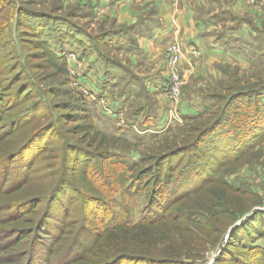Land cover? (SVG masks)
Instances as JSON below:
<instances>
[{"label":"rangeland","instance_id":"1","mask_svg":"<svg viewBox=\"0 0 264 264\" xmlns=\"http://www.w3.org/2000/svg\"><path fill=\"white\" fill-rule=\"evenodd\" d=\"M238 1L248 10L242 14L249 15L264 30L262 0ZM147 4H138L137 7L141 9ZM0 5L3 8L7 6L3 13L0 11V26L8 24L5 27L8 40L0 39V81L6 83L9 77L13 76L6 74L2 64L5 58L11 61V56L15 57L22 63L28 75V82L35 85L33 89L37 97L28 102V106H31L33 101L44 103L40 110L34 108L15 132L14 118L11 116L0 126V264H61L59 259L62 260L65 252V238L56 236L61 229L70 228L71 222L75 221L72 224L77 227L76 219L79 218L80 222L85 213L89 232L82 238V242L86 246L94 241L93 235L95 236L97 231L105 233L104 229L110 230L119 223L134 225L140 223L144 217L150 220L162 217L165 213L161 206L164 200L157 196V202L161 201L157 205H150L149 191L144 192L132 187L142 175L147 174V180L153 183L156 175L159 177L160 173L166 171L170 177L173 174L176 176V181L167 186L166 192H195L191 200L187 199L189 201L180 198L178 202H172L168 213L174 206H186L183 208L191 209L196 203L200 205L203 197L201 192L205 187L201 182L208 175L217 181H228L244 190V195L234 194L233 198L241 207H249L248 212L230 219L222 237L204 236L206 249L202 252V259L193 264L216 263L223 255V249L229 247V239L236 232L235 226L249 215L264 210V136L251 139L246 135L241 136L239 142H233L225 141L215 132L200 143H196V140L200 135L199 131L220 117V111L235 94L246 93L247 96L242 98L249 102L248 105L254 101L252 91L261 90L264 94V47L256 54L255 62L248 66L213 63L216 68L210 66L216 69V74L208 78L195 71V68H202L208 63L200 61L202 56L198 60L190 58V44L183 45L180 41H172L162 48L156 58L144 64H140L136 57L128 56L122 48L116 49L117 42H114L113 47L108 44L105 46L100 41L102 35L111 34V31L125 28L127 25L107 16L103 17V20L80 16L79 5L75 2L65 5L62 0H52L49 3L38 0H1ZM149 7L152 9V6ZM22 8L61 17L71 23L64 26L68 28L71 37L61 42L62 55L66 61L64 51L71 46L76 49L81 60L90 59L91 56L85 57V51L89 56L95 48V54L101 61L95 63L97 70H100L101 66L108 69L113 64L121 68L117 71L126 85L120 98L117 97V90L111 86V82H107L104 87H101L99 82L94 84L107 94L113 106V102L121 101L120 108L125 112L105 113L95 99L84 97L73 87L68 62L66 73H61L49 65L40 50L35 47V38L30 35L29 29L17 23V13ZM59 28L63 29V26ZM82 28L90 32L87 34L91 41L89 45L83 44L79 38L77 30ZM53 40H58L57 33ZM8 43L11 44V51H8ZM174 44L181 46L182 58L187 56V63L181 64L180 70L176 72L179 86L177 101L169 100L166 91L163 96L152 92L148 82H145V76L153 72L167 73V76L171 74L169 59ZM206 68L205 66V70ZM78 72L82 78L90 75L83 65ZM89 78L91 76L87 77L86 83L91 86L93 80ZM21 83L6 93L5 99L10 104H15L16 91ZM17 108L23 109L22 105H17ZM118 108L114 107V111ZM121 115L127 123L122 124ZM168 116H174V120L168 122ZM52 120L57 127H52ZM158 123L162 125L160 129L155 127ZM14 134L17 138L11 139ZM193 145L195 148L191 147ZM62 150L65 151L64 162ZM183 150L187 153L183 154ZM76 157H79V163L76 162ZM112 162L114 164H111ZM83 169L84 172H81ZM65 170L75 184L61 188L62 191L56 193L57 198L52 206L40 199L41 203L37 208L23 211V214L27 213L25 221L17 224L18 226L32 229L35 224L39 227L44 225L42 231L36 233L38 236L35 233L30 234L31 230H27V238L18 244L19 239L15 240L11 236L13 233L9 231L15 224L9 214L16 192L11 186L12 182L26 179L25 187H32L31 192H35V186L42 188L43 185L49 188L52 184L54 191H59L63 186L59 182V174ZM148 171L154 173H147ZM182 173L188 175L182 176ZM97 175L100 177L98 181L95 179ZM121 176L127 177L126 182L120 179ZM104 180V187L97 186V182ZM84 184L88 186L87 195L102 196L103 203H107L112 209L100 214L101 210H93L94 202L91 205L83 203L80 194L74 192H78L79 187ZM180 185L182 189L179 188ZM72 200H75V203L67 207L68 212L64 211L61 207L67 206ZM48 213L50 218H47ZM167 230L165 229L166 232ZM167 234L164 236L167 237ZM239 238L248 243L243 233ZM127 239L131 241L132 247L126 253L134 258H128L121 264H180L178 261L167 262L165 259L168 258L160 255H168L174 249L169 244L160 253L150 251L145 238L129 235ZM192 243L195 245V242ZM257 244L264 246V236L258 239ZM242 251L237 247L230 248V253L223 256L226 261L221 264H232L229 260L232 257L240 261V264H257L258 254L251 252L250 258L245 260ZM30 252L34 260H28ZM153 259L160 261L154 262Z\"/></svg>","mask_w":264,"mask_h":264},{"label":"trees","instance_id":"2","mask_svg":"<svg viewBox=\"0 0 264 264\" xmlns=\"http://www.w3.org/2000/svg\"><path fill=\"white\" fill-rule=\"evenodd\" d=\"M2 1L4 2L5 0ZM6 7V5L4 8L0 7L1 13L4 12V9L6 10ZM17 14V23L19 25H24L29 29L30 35L35 38V47L37 50H40V52L43 54V57L48 61L49 65L56 70H60L61 73H66L67 61L65 56L62 55L63 52L61 50V44L66 38L71 37L68 32V28L64 27L69 25V21L51 14H39L23 8L19 9ZM5 24V26L3 24L0 26V39L5 38L8 40L7 33H5V27L8 26V24ZM59 25L63 26V29H60ZM55 33L58 34V40L56 42L53 40ZM100 41L105 46L108 44L109 46L113 47L114 45L113 37L110 33L102 35ZM8 46V51H11V44L8 43ZM5 50L7 49L5 48ZM93 50L97 51L95 48H93ZM90 54H92V51ZM85 55V57H88L86 51ZM5 59L2 64L3 70L6 71V74L13 76L9 77L6 83L2 80L0 81V126L8 117L11 116L14 118L15 125L13 126V132H15V129L22 125V122H24V120L29 117V115L33 112V109L36 108L37 110H40L41 107H44V103L42 101H38L36 103L33 101L31 103L32 105L28 106V102L35 100L34 98L37 97V93H35L33 89V86L35 85H32L28 82V75L25 73L20 60L12 56L11 61ZM112 66H110L105 71L106 83L111 82L113 84V72L110 69ZM19 82L22 83L19 85L16 91L17 94L14 99L15 104H10L5 99L6 93L12 90ZM128 82L130 83V81ZM251 95L254 97V101L248 105L249 102H246V100L244 101L242 98V96H247L246 93L240 95L235 94V96L229 100L231 103L228 102L224 109L220 111V117L217 118L216 121H213L207 125L203 130L199 131L200 135L196 140V143L202 142L205 137H211V134L215 132H217L218 136L223 138L225 141L230 140L233 142H239L240 137H246V135H249L251 139L253 137L264 136V94L261 90H258L252 91ZM17 105H22L23 109L19 110ZM51 124L53 128L57 127V124L54 122V120H52ZM1 133L2 132L0 130V137L2 135ZM15 134L11 139L17 138V135ZM191 147L195 148V145ZM186 150L188 151L190 149ZM182 152L183 154L187 153L186 151L184 152V150ZM61 156L63 159L62 162H64L65 151L62 150ZM89 157H91V155H89ZM67 158L68 157L66 156V159ZM78 158L76 157L77 163H79ZM72 161L74 162V159ZM111 164H114V162ZM81 172H84V169L83 171L81 170ZM160 172L161 171L159 170L158 173ZM147 173L152 174L154 172L148 171ZM165 173H160L163 178L160 177V174L159 177L156 175L153 183H150L151 180H147V174L142 175L140 178L136 179V185L132 187L144 192L149 191L150 205H157L161 200H164V204L161 206L165 213L162 215V217L155 220L146 219V217H144L140 223L134 225L119 223L110 230L104 229L103 231L105 233L97 231L95 232V236L93 235V238L95 237L94 241H92L89 246H86L82 242V238H84V236L89 232L88 224L85 222V217L87 215L85 213V217H83L81 220L82 222H79V218L76 219L77 227L73 226L72 224L75 223V221L71 222L69 224L70 228L67 229L65 227L61 229L59 235L56 236L57 238H63V236L65 238L64 246L66 247L65 252L63 253L64 255L62 256L63 262L61 259H59L61 264H121L128 258H134L129 253H126L129 252L128 250H131L132 247L131 241L127 239L129 235L147 239L146 245L152 252L157 251L161 253L163 248L167 247L169 244L170 247L174 249L168 255H165V253L160 254L168 258L165 259L168 260L167 262L178 261L180 264H193L195 261L202 259V252H204L206 249L207 242L205 239H203L204 236H209L211 238L214 236L217 238L222 237L226 228L230 224L229 221L233 220L235 215H244L248 212L249 207H241V205L236 204L233 198L234 194L244 195L245 192L243 189H241V187H235L225 180L217 181L212 176L210 177L208 175L203 178L201 182L202 186L205 187L201 192L203 197L201 199L202 203L200 205H197L196 203L191 209L183 208L186 206H174L173 210L168 213V209L170 208L172 202H178L180 198L181 200L183 198L185 200L190 199L192 195L195 194V192L194 190L187 191L185 193H182L180 190L178 192L177 190L171 193L166 192L167 186L171 182L173 183L176 181V176L173 174L170 177L168 171ZM60 174L59 182L62 183L63 186L60 187L59 191H54L55 188L52 187V184L49 186V188H45L43 185L42 188H36L35 186L33 188L35 192H31L30 190L32 187L30 189L25 187L26 179L12 182L11 186L15 188L14 190L16 192L12 199L14 201H12V205L9 208V211L11 212L9 214L11 215V218L14 220L15 224L13 227H10L9 231L13 233L11 236L15 240L19 239L17 241L18 244L27 238V232L29 230H31L30 234H36L42 231L41 228L44 225H40L39 227V225L35 224L32 229H26L24 227L18 226L21 224V222L25 221L24 217L27 213L23 214V211L28 208H37L41 203L40 199H42L45 203H48L49 206H52L57 198L56 193L62 191L64 186L75 184L66 170ZM178 175L179 173L177 174V177ZM185 175H188V173H182V176ZM96 178L97 181L100 180L98 175L95 177V179ZM121 178L126 182L127 177L121 176L120 179ZM55 182L56 181L53 183L55 184ZM98 185L100 188L104 187L105 180L103 182H97V186ZM181 185L180 187L178 186L180 189H182ZM87 188L88 186L84 184L83 187H79L80 190L78 192H74V194H80V198L85 204L91 205L94 202L93 210H101L100 214H104L105 210L107 212L108 209H112V207L109 208L107 203H103L102 196L87 195L89 194V192L86 191ZM168 194L173 195L171 196ZM157 196L161 199L159 202H157ZM74 203L75 200H72L67 204V206L61 208H64V211L68 212L69 209L67 207ZM26 212L28 211L26 210ZM50 216V213H48L47 218H50ZM168 228L170 229L167 230ZM234 229H236V232H234L231 239H229V241H231L229 242V247H225V249H223V255L220 256V259L213 264H221L225 262L226 260L223 259V256L230 253V248L232 247H237L238 249L243 250L242 252L245 255V260L250 258L251 252V254H258L259 259L257 264H264V246L257 244L258 239L264 236V210L249 215L244 220H242L240 224H237ZM166 233H168L167 237L164 236ZM242 233L248 240V243L239 238ZM192 242H195V245ZM75 249L78 251H75ZM33 257L34 256L30 252L28 260H32ZM153 260H155L154 262L160 261L158 259ZM165 260H163V262H165ZM229 260L232 264L241 263L240 261L235 260L234 257L230 258ZM246 264L249 263L246 262Z\"/></svg>","mask_w":264,"mask_h":264},{"label":"crops","instance_id":"3","mask_svg":"<svg viewBox=\"0 0 264 264\" xmlns=\"http://www.w3.org/2000/svg\"><path fill=\"white\" fill-rule=\"evenodd\" d=\"M38 1L49 3L52 0ZM62 1L65 5L77 3L80 16L102 20L107 16L117 19L119 23H125L127 25L125 28L111 31L113 41L117 42L116 49L122 48L128 56L136 57L140 64L152 61L161 53L162 48L172 41H180L183 45L194 43L203 53L200 61L208 63L205 65L206 70L205 66H202V68H195V71L210 78L216 74V65L213 63L248 66L255 62L256 54L263 48L264 30L246 14L248 10L238 0ZM145 3L152 6V9L147 5L141 9L137 7L138 4ZM244 12L246 15L242 14ZM77 33L83 44H90L91 41L87 38L89 31L82 28L77 30ZM83 34L86 36L84 37ZM188 54L191 58L190 51ZM90 55L88 60L83 58L82 65L90 74L88 76H91L93 80L92 85L99 82L101 87H104L107 68L101 66V69L97 70L95 63L101 62L100 57L93 49ZM185 63H187V56L184 55L181 64ZM110 69L113 72L112 86L115 87L117 97L120 98L124 94L121 91L126 85L123 84V77L117 71L121 68L113 64ZM145 82H148L150 90L154 93L162 95L168 90L167 73H150L145 76ZM113 103L114 107L120 108L122 105L121 101ZM149 124L152 123L149 122ZM161 126L158 123L155 127L160 129Z\"/></svg>","mask_w":264,"mask_h":264},{"label":"built area","instance_id":"4","mask_svg":"<svg viewBox=\"0 0 264 264\" xmlns=\"http://www.w3.org/2000/svg\"><path fill=\"white\" fill-rule=\"evenodd\" d=\"M262 2L264 3V0H262ZM189 50L191 53V59H197L203 55L201 49L194 43L190 44ZM64 52L67 57V62L69 64L68 69L69 72L71 73L73 87L76 88L78 91H80L87 99L90 98L95 99L103 112L105 113L119 112V114H122L124 110L121 108H118L116 111H114L115 109L112 102L110 101V98L107 96V94H104V92L99 87H97L96 85L89 86L86 83V79L88 75L87 77L83 76V78L79 76L78 70L82 66V60L80 59L76 49H74L71 46L69 47L68 50ZM182 56H183V51L181 46L179 44H174V48L169 59V67L171 74L168 76V90H167L168 93L167 98L171 101L172 100L177 101L179 96V86L177 83L178 79L176 77V72L180 70ZM90 79L91 78H89V80ZM121 118H122L121 120L122 124L127 123L126 119L123 116ZM172 120H174V116H168V122H172Z\"/></svg>","mask_w":264,"mask_h":264}]
</instances>
